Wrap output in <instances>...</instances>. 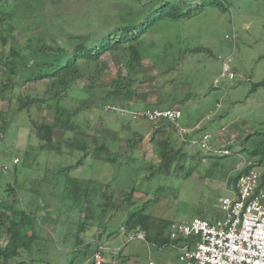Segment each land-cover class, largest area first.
I'll list each match as a JSON object with an SVG mask.
<instances>
[{
  "label": "rangeland",
  "instance_id": "obj_1",
  "mask_svg": "<svg viewBox=\"0 0 264 264\" xmlns=\"http://www.w3.org/2000/svg\"><path fill=\"white\" fill-rule=\"evenodd\" d=\"M152 1L3 0L0 16H4V11L14 12L24 35L32 39L40 36L49 42L51 38L61 40L86 34L95 27L103 30L114 24L138 23L154 7L166 2L171 11L186 13L177 20L167 17L144 37L142 68L132 85L135 93L131 104L135 110L143 109L157 101L160 94L168 95L167 106L182 110L181 125L202 128L193 135L198 140L193 146L195 151L206 152L199 143L205 131L212 135L216 146L230 143L232 151L229 155L210 152L218 155L206 157L202 163L189 161L170 174L148 177L146 168L159 162L151 140L154 122L130 121L105 108L107 102L102 101L110 82L119 78V70L126 76L124 81H129L115 51L106 53L102 58L105 62H98L73 83L63 103L78 106L89 97L90 107L79 113V122L90 133L101 134L107 128L118 132L120 145L114 144L112 148L119 156L135 155L136 163H129L127 157L119 162L85 157L78 150H42L32 120L41 121L47 111L34 107L29 112L12 107L17 106L18 93L43 92L50 81L26 84L12 95V103L8 100L2 104L9 116L0 146V197L10 198L37 217V237L29 251L35 264H94L91 253L95 243L86 246L79 244L78 239L89 243L90 234L97 229L85 223L81 210L87 196L75 199L67 189L68 178L85 183L93 180L97 186L109 183L116 199L135 189L138 207L149 215L144 228L169 241L172 223L194 217L225 219L221 198L232 196L228 181L245 170L248 163H256V168L264 173V0ZM2 21L0 25L7 28V20L4 24ZM19 33L12 36L16 45L24 40ZM9 47L0 41V50ZM162 51H167L165 57L160 55ZM225 63L234 71L233 78L223 74ZM3 69L0 68V79L6 78ZM223 126L227 127L226 132L218 134ZM140 134L145 135L144 140L131 149L128 139H138ZM254 149H259L255 156L251 154ZM16 157L20 159L17 164L13 162ZM80 159L83 163L75 166ZM244 161L246 165L240 169L239 164ZM4 164L13 169L4 172ZM9 184L20 198L17 202L13 200L14 194L8 195ZM125 219L117 212L114 226L122 228ZM130 231L105 233L102 243L111 251L107 264H183L180 245L158 246L155 241L131 239ZM119 248L122 255L117 258Z\"/></svg>",
  "mask_w": 264,
  "mask_h": 264
},
{
  "label": "trees",
  "instance_id": "obj_2",
  "mask_svg": "<svg viewBox=\"0 0 264 264\" xmlns=\"http://www.w3.org/2000/svg\"><path fill=\"white\" fill-rule=\"evenodd\" d=\"M156 1L153 0L152 2ZM2 5L3 0H0V8ZM144 6H146V3ZM3 15L0 16V24H2V20H7L9 26L5 28V26L0 25V41L4 46L9 44L10 47L8 50L4 48L0 50V68H4V74L6 75V78L0 79V130L3 131L8 125L9 116V110H5L2 104L8 100L12 103V95L26 84L49 80L50 84L43 92L31 93L26 91L18 93L17 106L12 107L14 110H27L29 112L34 107L47 111V115L41 121L35 118L32 120L34 132L40 141L39 147L42 150L48 149L60 153L66 150H78L83 152L85 157L91 155L94 158L109 162H119L120 159H126L127 157L129 163H136L137 157L135 155L119 156L118 151L112 148L114 144L120 145L118 132L107 128L101 134L90 133L79 122V113L82 110H88L90 107L91 100L89 97L82 100L78 106H67L63 101L68 98L73 83L84 76L93 66H97L98 62H105L102 58L106 53L115 51L122 59L129 81H124L126 76L119 70L117 72L119 78L110 82L107 94L102 101L107 102L105 108L110 105L135 110V107L131 104V99L135 93L132 85L136 82V76L142 68L140 62L143 59L141 47L144 45V37L167 17L177 20L187 16V14L171 11L169 3L166 2L161 6L154 7L153 12L144 16L138 23L114 24L103 30L95 27L86 34L70 35L68 39L61 40L51 38L50 42L40 36H35L32 39L24 35L19 29L17 16L14 12L4 11ZM16 32H20L21 39L24 38L22 43L18 42V45L12 39L13 33ZM35 40L38 41L36 45L33 43ZM19 41L21 40L19 39ZM166 53L167 51L164 53L162 51L160 55L165 57L164 54ZM105 66H107L106 63ZM159 96L157 101L145 105L143 109L169 108L167 106L168 95L160 94ZM9 106L11 107V105ZM110 110L116 111L115 109ZM118 114L123 118H129L130 121H143L133 120L130 115L123 116L120 112ZM153 124L155 128L151 140L159 162L157 164L152 163L146 168L149 171L148 177L150 178L158 173L170 174L172 171L182 169L189 161L202 163L206 157L219 154H211L209 150L204 153L194 150L193 146L198 144V140L193 135L201 131V127H185L179 121L173 123L167 120H160ZM179 127L190 128L191 130L180 132ZM137 131L140 132V130ZM58 133H61L62 136ZM204 133L206 131L202 132V134ZM132 138L130 137L128 141L132 147L131 149H135L144 140L145 135L140 134L138 139ZM211 142L215 146L217 145L212 140ZM222 147L230 149V143ZM129 151L133 150L129 149ZM258 153L259 149H254L251 152L253 156ZM82 163L83 160L80 159L75 166ZM256 166V163L250 162L244 171L252 168L257 169ZM69 168L71 167L65 169ZM240 173L229 179L228 184H231L232 188L235 187ZM262 180L264 181V173H262ZM14 189V186L9 184L6 190L9 196L14 194L13 200L17 202L20 198L16 197ZM67 189L75 199L82 200V195L87 196L83 201L81 210L85 213V223L95 226L94 228L98 232L96 233L94 230L90 234L92 240L89 243L80 238L78 243L86 244V246L95 243L91 253L92 260L106 232L112 235L126 229L131 230L135 227H142L146 231V240L155 241L158 246H165L168 243L181 245L184 242H192L194 238L179 237L172 239L170 236L171 240L167 241L159 239V233L155 236L149 233L144 228V225H147L149 215L143 213L142 208L138 207V202L134 199L135 189L126 193L122 199H116L113 197V191L109 183L97 186L93 180H88L85 183L79 179L71 178L67 180ZM117 212L126 216L122 228L114 226L113 219ZM37 224V217L33 213H29L23 207H18L15 201L13 202L10 198L0 197V264L36 263V260L29 255V251L37 237ZM79 228L82 229L81 226ZM152 238H155V240ZM121 249L117 250L119 253L116 256L117 258L122 255ZM104 252L108 258L111 253L109 248ZM28 259L30 260L28 261ZM111 264H114V262H111Z\"/></svg>",
  "mask_w": 264,
  "mask_h": 264
},
{
  "label": "built area",
  "instance_id": "obj_3",
  "mask_svg": "<svg viewBox=\"0 0 264 264\" xmlns=\"http://www.w3.org/2000/svg\"><path fill=\"white\" fill-rule=\"evenodd\" d=\"M230 78L235 76L228 63L224 64L223 74ZM108 110L115 109L121 115H130L133 120L158 122L167 120L178 123L182 111L178 107L172 108H145L131 110L107 105ZM195 128H199L196 126ZM180 132L191 130L179 127ZM226 132L223 126L218 134ZM212 135L204 133L199 143L205 150L220 154H231L227 147H218L211 142ZM3 142V133L0 130V146ZM19 158L13 159L16 164ZM246 162L239 164L242 169ZM249 165V163L247 164ZM246 167V166H245ZM4 172L11 171L10 164L2 165ZM232 196L221 198L222 209L226 212L225 219L210 221L206 218L194 217L189 221L172 223L170 236L194 237L192 242H184L179 246L180 261L183 264H264V181L262 173L255 168L242 170L237 178L235 187L231 190ZM131 239L146 240V231L135 227L130 231ZM103 243L93 256L95 264H106L107 251ZM154 264V261H150Z\"/></svg>",
  "mask_w": 264,
  "mask_h": 264
},
{
  "label": "crops",
  "instance_id": "obj_4",
  "mask_svg": "<svg viewBox=\"0 0 264 264\" xmlns=\"http://www.w3.org/2000/svg\"><path fill=\"white\" fill-rule=\"evenodd\" d=\"M185 127H191V126H189V125H185Z\"/></svg>",
  "mask_w": 264,
  "mask_h": 264
}]
</instances>
